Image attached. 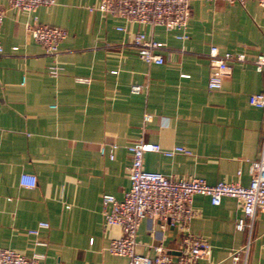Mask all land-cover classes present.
<instances>
[{"label": "crops", "instance_id": "obj_1", "mask_svg": "<svg viewBox=\"0 0 264 264\" xmlns=\"http://www.w3.org/2000/svg\"><path fill=\"white\" fill-rule=\"evenodd\" d=\"M0 4L6 10L0 36V247L26 256L45 253L50 264H126L127 258L106 249L121 229L104 222L102 198L123 199L131 185L127 146L140 140L192 152L147 153L145 170L211 184L250 183L249 161L258 159L264 136V109L249 103L250 95L264 92V73L251 62L264 47V7L255 0H194L186 40L163 27L90 12L98 0H56L31 15ZM33 16L67 31L57 78L48 74L54 58L25 28ZM139 31L166 44L163 64L148 65L130 45ZM212 46L248 59L231 63V74L215 87ZM77 77L91 81L78 83ZM134 84L142 86L139 93L131 91ZM23 173L37 177L34 188L20 186ZM193 207L189 233L211 245L201 264H234L236 253L238 264H264V210L246 255L248 232L235 228L243 216L239 202L226 197L214 206L196 195ZM41 222L49 228L38 236L28 232ZM184 235L163 220L144 219L136 252L153 257L162 246L177 256Z\"/></svg>", "mask_w": 264, "mask_h": 264}, {"label": "built area", "instance_id": "obj_2", "mask_svg": "<svg viewBox=\"0 0 264 264\" xmlns=\"http://www.w3.org/2000/svg\"><path fill=\"white\" fill-rule=\"evenodd\" d=\"M11 8L19 9L33 14L39 7H51L56 0H4ZM194 0H98L96 6H89L90 12L99 11L104 15H110L123 19L128 23L151 27H163L167 31L177 32L176 37L181 40L189 38V21ZM210 2L214 0H200ZM229 4L245 5L251 0H224ZM264 7V0H255ZM5 8L0 4V36ZM32 38L41 44L47 55L54 58V63L49 66L48 74L57 78L61 72V66L56 61L59 55L60 44L67 38L64 28L40 23L37 17L25 25ZM117 30L126 32V26H118ZM139 57L148 65H161L165 62L161 53L166 49V44L149 37L145 32L134 33L132 42ZM16 49V47H15ZM0 42V55L3 53ZM210 64L218 71L217 79L211 81L210 86H220L222 81L231 74V63L248 62L245 53L226 52L221 54L217 46H212L208 53ZM259 73H264V47L256 58L251 61ZM78 83H90L89 78L77 77ZM141 85L131 86L133 93H139ZM249 103L256 108L264 109V92L249 96ZM56 107L55 105L52 106ZM150 114L144 115V120L151 119ZM116 145H113V149ZM112 149V151H113ZM132 154V163L128 167L130 188L125 191L123 199L119 200L112 194H104L102 198V216L109 226L121 229L120 237L114 238L107 246V251L113 255L128 259L126 264H201L211 253L210 243L201 236L189 233V226L196 216L193 207V199L196 195L208 197L214 206L222 203L226 197L239 202L243 216L236 221L237 231L248 232V242L244 248L247 255L252 233L258 212L264 210V136L260 154L257 160L249 161L250 183L242 185L239 182L209 183L205 179L189 177L173 179L161 172L144 169V156L147 153H163L171 157L182 153L191 155L192 152L183 146H175L169 150H163L159 144L140 140L127 146ZM111 158L113 153L111 152ZM240 174V172H239ZM20 186L34 188L37 185V177L33 174L23 173L20 176ZM144 219H160L177 227L185 233L178 255L165 251L162 246H157L153 257L141 255L136 252L137 233ZM49 228L48 223L41 222L36 228L29 229V233L38 236L42 229ZM37 245H46L44 241H37ZM241 259L240 253L232 257L234 264ZM0 264H50L45 253L36 252L26 256L11 248L0 247Z\"/></svg>", "mask_w": 264, "mask_h": 264}]
</instances>
